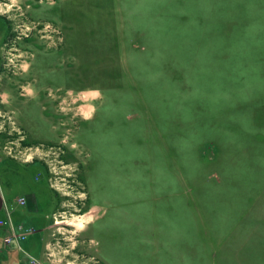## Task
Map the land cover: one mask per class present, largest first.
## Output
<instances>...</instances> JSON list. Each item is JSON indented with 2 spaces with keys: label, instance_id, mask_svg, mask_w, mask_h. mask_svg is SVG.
<instances>
[{
  "label": "rangeland",
  "instance_id": "1",
  "mask_svg": "<svg viewBox=\"0 0 264 264\" xmlns=\"http://www.w3.org/2000/svg\"><path fill=\"white\" fill-rule=\"evenodd\" d=\"M0 16L5 71L43 85L54 128L14 107L30 142L4 149L20 136L5 122L0 187L16 222L30 224L21 195L56 206L47 258L100 264L80 231L101 187L136 249L120 263L112 245L111 264H264V0H0ZM184 176L188 207L159 206ZM83 236L91 251L101 240Z\"/></svg>",
  "mask_w": 264,
  "mask_h": 264
},
{
  "label": "crops",
  "instance_id": "2",
  "mask_svg": "<svg viewBox=\"0 0 264 264\" xmlns=\"http://www.w3.org/2000/svg\"><path fill=\"white\" fill-rule=\"evenodd\" d=\"M0 19H1L0 25L4 27V24L2 22L3 18L1 16ZM2 57H3V43L0 44V97L2 95H7L11 99V102L7 104L5 107L6 108L11 107L10 109L15 110L18 104L21 107L22 111H24L25 110L24 108L26 106H28L31 103H34L35 105L38 106L40 115L45 120H47L49 124H51L50 111L48 110L50 106L48 102L46 103V100L48 99V93L45 92L44 87H42L43 85H37L38 83L36 82V78L29 77L26 78L27 81L24 82L17 80L13 75H10V73L8 74L7 71L5 70L3 71ZM40 81H41L40 84H44L47 82V81H42L41 79ZM49 94H51V92H49ZM1 105L2 104H0V106ZM90 110L91 112H89V114L78 118L79 126L81 125V121L93 122V120L96 118L97 114L95 113V109H90ZM22 111L20 112L22 113ZM17 114L18 113H16V117L18 121L23 125L26 132L27 140L29 141L28 135L30 129H28L29 127H27V123L23 121L22 118H20L19 115ZM69 115H73V113H69ZM51 126L53 128L52 124ZM104 175L106 174L104 173ZM179 179L183 180L181 183L184 185L183 188L180 187V189H177L174 186H170L169 182H167L164 179L165 186H163L162 188H158L156 190L157 191L156 200L158 201L159 206L165 205L166 207H168V205H172L176 201H179L181 203L180 205H183L186 208V206L188 207L189 203H191L192 190L190 186H186L185 176ZM0 192L3 197V205L5 208V206H7L6 203L7 199L5 197V192L1 187H0ZM86 192L88 193L89 196L90 205L86 207L83 213V215L88 216V219L84 230L80 231V235H81L80 242L82 244V247L90 256L96 257L100 261V264H106L108 262L109 264H111L108 258L111 256L110 252L112 245L119 250L118 258L120 259V263L124 260H128L131 252L134 253L136 249L134 248V246H132V250L127 248V244H129L127 241H129L130 238L128 237L126 230H129V227L125 226V223L123 222L121 224L114 223L115 217L110 214L109 212L110 207L108 208V205L106 203L100 201L99 199V197L101 196L100 193L106 196L107 193L106 189L105 188L101 189L100 187L99 190L93 191L94 192L93 194V192L89 188ZM22 196L26 197L27 199L26 195H21L20 197ZM105 202H106V197H105ZM17 203H18V199H17ZM35 204L36 203L34 202L33 197L29 198L27 199V203L25 204L26 207L28 208V211L22 210V212H18V214H20V216L23 217L22 219L26 218L27 221H29L28 223L32 224L37 228L35 232L28 237L24 245L33 255L40 258L43 264H58L55 262V259L47 258L45 256L47 249L51 245H57V242L54 243L52 242L53 239L52 235L54 232L51 230V228L54 225L51 222V219L56 212V206L52 211H50L49 209L46 210L45 208H42ZM181 221L186 224V220H181ZM131 223L133 225L135 224L134 219L131 220ZM111 227L114 228L115 231L114 235L115 237H117L116 241L118 243L116 244L113 243L111 244V242H113V239L110 237ZM93 231L100 234L101 240H96L95 238L91 237V242L96 244V248L93 251H91L89 246L85 243L86 239L85 236H83V234L85 232L94 233ZM133 235L134 234L132 233L131 237ZM124 237H126L125 239L127 241L124 239ZM132 239L134 238L132 237ZM184 261L186 262L185 259ZM0 264H29V262H28V257L25 254H23L20 250L16 249L15 247L5 246L4 243L2 242V245L0 246Z\"/></svg>",
  "mask_w": 264,
  "mask_h": 264
},
{
  "label": "built area",
  "instance_id": "3",
  "mask_svg": "<svg viewBox=\"0 0 264 264\" xmlns=\"http://www.w3.org/2000/svg\"><path fill=\"white\" fill-rule=\"evenodd\" d=\"M6 43H4V46ZM3 46V47H4ZM4 49V48H3ZM2 67L4 70H9L11 67H13L12 62H2ZM15 67V65H14ZM0 115L3 117V119L0 120V130L2 128L6 129V123L7 122L9 130H7L8 136L11 135L13 132H17L20 134V136L16 139H10V137L7 138L8 142L5 141V144H3L4 149H8L9 152L10 144H16L17 141L22 142L26 138V132L23 127H21L17 120H16V112L14 109L10 108H4L0 109ZM2 158V153L0 152V159ZM18 203L20 205H25L27 203L26 197L22 196L18 198ZM6 216L0 218V227L4 230L3 235V243L5 246H11L15 247L16 249L20 250L23 254H25L28 257L29 264H43L42 260L38 258L37 256L33 255L26 247L25 242L28 239V237L35 231V227L32 224H27L25 222H16L13 219L12 213L9 210L7 206H5ZM49 249V248H48ZM48 256H52V252L47 253Z\"/></svg>",
  "mask_w": 264,
  "mask_h": 264
},
{
  "label": "water",
  "instance_id": "4",
  "mask_svg": "<svg viewBox=\"0 0 264 264\" xmlns=\"http://www.w3.org/2000/svg\"><path fill=\"white\" fill-rule=\"evenodd\" d=\"M2 205H3V197H2L1 192H0V208L2 207Z\"/></svg>",
  "mask_w": 264,
  "mask_h": 264
},
{
  "label": "flooded vegetation",
  "instance_id": "5",
  "mask_svg": "<svg viewBox=\"0 0 264 264\" xmlns=\"http://www.w3.org/2000/svg\"><path fill=\"white\" fill-rule=\"evenodd\" d=\"M0 229H1V227H0Z\"/></svg>",
  "mask_w": 264,
  "mask_h": 264
}]
</instances>
